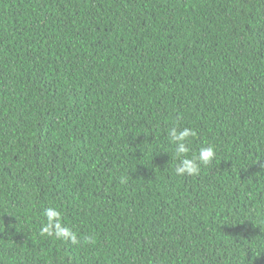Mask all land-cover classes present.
I'll use <instances>...</instances> for the list:
<instances>
[{"label": "trees", "instance_id": "1", "mask_svg": "<svg viewBox=\"0 0 264 264\" xmlns=\"http://www.w3.org/2000/svg\"><path fill=\"white\" fill-rule=\"evenodd\" d=\"M0 264H264V0H0Z\"/></svg>", "mask_w": 264, "mask_h": 264}, {"label": "clouds", "instance_id": "2", "mask_svg": "<svg viewBox=\"0 0 264 264\" xmlns=\"http://www.w3.org/2000/svg\"><path fill=\"white\" fill-rule=\"evenodd\" d=\"M197 133L189 128L183 127H172L168 130V137L170 142L175 145V152L177 157H183L179 160L176 167V173L178 175H197L200 171V165L209 164L215 157V149L213 146H202L198 150V154L193 155L192 158H188L187 154L190 149L188 147V138L195 137ZM45 216L47 217V224L43 227L42 231L45 233H52L55 229V235L62 238H71L72 241L76 242L75 235L72 234L69 228L64 227L59 222V212L54 208H48L45 210Z\"/></svg>", "mask_w": 264, "mask_h": 264}]
</instances>
